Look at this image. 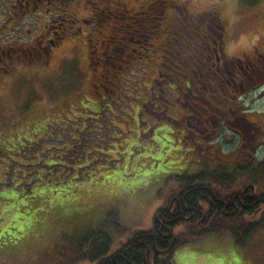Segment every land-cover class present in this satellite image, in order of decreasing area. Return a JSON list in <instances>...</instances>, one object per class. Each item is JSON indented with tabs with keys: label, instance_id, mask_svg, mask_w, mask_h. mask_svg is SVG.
<instances>
[{
	"label": "rangeland",
	"instance_id": "374dc122",
	"mask_svg": "<svg viewBox=\"0 0 264 264\" xmlns=\"http://www.w3.org/2000/svg\"><path fill=\"white\" fill-rule=\"evenodd\" d=\"M6 1L1 2V12ZM115 1L117 5L113 4ZM120 1L84 0L93 11L109 10L107 17L99 13L101 24L93 20L90 29L97 25L100 33L89 36L92 43L87 41V35L82 47V39L64 38L61 60L53 57L49 63L38 61L35 72L27 74L19 68L20 73L1 80L4 113L17 120L0 124V264H95L88 259L90 243L107 235L112 243L111 253L133 234L148 231L156 210L167 205L171 195L180 190L178 178L184 173H195V155L181 159L176 151L180 126L168 121L171 123L154 134L151 129L153 122L163 120L166 113L178 118V107H182L166 109L170 102L162 100L166 96L162 88L166 89L176 75L172 68L183 69L168 52L171 48L167 38L177 37L171 23L181 20L183 7L206 12L210 0H124L128 3L124 12ZM57 2L53 0L50 5ZM80 2L75 0L76 4ZM179 6H183L180 11ZM127 8H137L133 12L140 14L126 13ZM217 8L225 26L232 29L222 48L225 62L240 66L237 69L242 68L241 74L236 71V77L243 76L245 63H257L255 47H263L260 37L264 35V18L260 21L258 13H264V0H257L253 6H245L243 0H221ZM142 16L148 17L146 21H136ZM126 22L134 29L142 28V33L137 36L133 32L127 45L133 51L128 57L115 58V52L111 53L114 41L125 35L120 28ZM183 22L180 28L188 23ZM204 27L206 39H210V33L221 41L217 31ZM88 28L83 29L84 34ZM110 32L113 42L104 41V50L100 49L98 43L107 39ZM183 33L187 30H178L180 36ZM159 35L163 39H153ZM126 42L122 44L124 53ZM72 43L79 47L78 59ZM219 43L217 50H221ZM92 44L104 53L107 66L97 63V70L90 74L86 51L94 50ZM165 57L170 59L165 61ZM121 70L117 80L114 72ZM259 70L264 68L260 65ZM195 81L197 86H204L196 78ZM154 90L160 95L156 92L151 96ZM225 94L226 102L230 99L236 104L239 122L257 129L251 131L250 142L259 147V160L264 159V81L244 90L227 86ZM148 98L158 102L160 109L149 107ZM186 100L196 101L191 97ZM84 124L86 133L81 132ZM227 134L232 139L224 142L223 158L232 161L237 150L235 136ZM46 137L51 148L47 141H42L41 146L48 154L65 147L59 139L73 147L67 155L59 151L56 159L43 165L31 167L20 160L11 161L12 153L21 150L16 147L23 148L31 142L30 149L34 151L29 155L38 157L40 151L35 149L39 144L34 141ZM224 233L208 234L184 244L174 252L173 264H264V220L244 245L239 246L231 233Z\"/></svg>",
	"mask_w": 264,
	"mask_h": 264
},
{
	"label": "trees",
	"instance_id": "16d2710c",
	"mask_svg": "<svg viewBox=\"0 0 264 264\" xmlns=\"http://www.w3.org/2000/svg\"><path fill=\"white\" fill-rule=\"evenodd\" d=\"M220 1L210 0V6L207 11L200 13L187 7L179 6V11L183 7V12L180 11L182 14L181 20H173L171 23L172 30L173 27L176 28L174 31H176L177 37L176 40H172L171 37L167 38V46L171 48V50L167 51L170 52L172 59L179 60V65H182L183 69L172 68L176 75L166 89L165 86L162 88V93L166 95L162 98L163 101L169 99L168 94L172 95L171 91L173 90L178 91L187 87L191 89L192 86H197L194 74L198 82H202L207 87L219 89L220 86H223L225 91L227 86L231 88L234 86V89L238 90L240 88L247 89L264 81V70H259L260 65L264 68V35L261 36L262 38L260 37L263 47L258 49L259 58L257 63H245V75L236 77V71L241 74V69H237L240 67L238 65H234L235 69L228 67L227 72L220 66L219 70L221 71H218L214 48L220 40H216L210 33H208L210 39H206L204 26H211L218 33H223L225 22L219 15L217 8ZM256 1L243 0V3L245 6H253ZM172 4L175 3L172 2ZM122 6L124 12L125 4L120 1V7ZM133 9L137 10V8ZM103 11L99 9V13H103ZM258 16L259 20L262 21L264 13L259 12ZM147 18V16H142L134 19L136 21H146ZM180 22L188 23L185 24L186 27L181 26L180 28ZM122 27L124 28V26ZM182 28L187 30V33H183L180 36L178 30ZM122 38H127V35H123ZM123 39L118 40L123 44ZM198 39L200 40L197 41ZM178 44H180L179 47L175 48ZM122 50H124L123 46L121 44L117 45L113 56L115 58L120 56ZM173 54L174 56H172ZM168 59L165 57V61ZM174 65L179 66L177 63ZM104 66L106 67L107 65ZM117 67L118 65H115V69ZM122 67L124 68V66ZM199 69L202 75L199 73ZM119 76L116 74L115 78L118 80ZM159 77H161V74ZM231 77L233 78L231 79ZM240 77L243 79V83L240 81ZM90 85L92 86L91 81ZM152 86L154 87V84ZM156 92L158 91L154 90L151 92V96L156 94ZM157 95H160L159 92ZM212 95L214 97L212 101L213 107L220 105V101H215L217 100V94L212 93ZM147 101H149V107H159V103L153 102V99L148 98ZM232 101L229 100L226 103L230 108L236 105ZM169 107L170 105L168 104L167 108ZM166 123L170 122L164 118L159 122H153L154 133L165 126ZM81 130L79 131L86 133L87 125L84 124ZM73 137L76 136L74 135ZM48 138H39L34 141L39 144L37 149H35V151H40L38 157L29 155L30 151H34L30 149L31 142L23 148L16 147L21 150L12 153L10 156L12 157L11 161L20 160V163L31 164V167L40 163L43 165L56 159L59 151H63V155H67L73 147L70 145L71 143L65 141L63 142L65 147L57 149V152L48 154V150H44L45 147L41 146V142L47 141ZM59 142L61 144V140ZM47 145H49L48 141ZM49 146L51 148V145ZM42 151L46 152L42 154ZM259 151L257 149L251 153L254 156L252 159L247 157L233 158L232 161L208 159L200 163L202 167L197 166L194 168L195 173H184L178 178L180 190L172 194L170 198V201L174 200L175 204L176 200L179 202L178 205L181 210L179 213H177L176 205H173L172 210L170 209L169 201L167 205L156 210L152 227L148 231L133 234L124 244H121L118 249H114L111 253L112 243L110 238L107 235H103V237L90 243L88 259L95 261V264H173L174 252L184 244L208 234H221L224 232H226L224 234L231 233L237 239L239 246L244 245L257 229V225H260L264 220V159L259 160ZM199 161L202 162V160ZM226 162L228 165H224ZM180 164L182 163L180 162ZM49 167H52V165L49 164ZM186 167L190 168V165ZM250 186L255 188L253 192L250 191ZM247 187L248 190L244 191ZM176 229H179V231H175Z\"/></svg>",
	"mask_w": 264,
	"mask_h": 264
},
{
	"label": "flooded vegetation",
	"instance_id": "af4514ba",
	"mask_svg": "<svg viewBox=\"0 0 264 264\" xmlns=\"http://www.w3.org/2000/svg\"><path fill=\"white\" fill-rule=\"evenodd\" d=\"M2 1L4 0H0V6ZM49 1L52 2L53 0H7L3 11L1 12L0 10V85H2L1 80H5L8 76H11L16 72L20 73L19 68H24V72L28 74L30 72H35L34 66L37 67L38 64H34L38 61L41 64L49 63V59H52L53 57L57 58V60H61V58L64 57H61L65 49L63 45L64 38H72V40H76V38L82 39L80 42L81 46L83 43L85 44L83 39L86 35L87 41L92 43V39L89 36H91L94 32L100 33V28L98 30L96 27L97 25L92 27L93 29H90L93 20L100 24V20L103 21L99 18V9L95 11L91 10V8H88L84 4V0H81L78 4L75 3V0H57L58 2L56 5H50L51 2ZM122 3L126 6L128 5V3H125L124 0ZM113 4L117 5L116 1L113 2ZM113 9L117 10V8ZM133 10L134 9L132 8H127L126 13L130 12L131 14H140V12H133ZM108 13L105 10L103 11V15L105 17H107ZM128 16L131 18L134 17L133 15ZM130 25L131 24L127 25L126 22L124 28H120V30L126 32L125 34L127 35V38H116V40L123 39L124 43L127 41L125 53L123 50L121 53V55H124L123 57H128L133 51V49H130L129 46L127 48L128 42L132 40L131 36L133 32L135 31L137 36H140L142 33V28L133 29ZM84 26L89 27L87 34L83 33V29H85ZM139 26L141 27V24ZM231 31V28L225 26L223 33H219L221 39L219 47L221 50L214 48L218 71H221L219 70L220 66L225 72H227L228 67L235 69L234 65H229L228 62H225L226 58L222 50L232 33ZM23 32H25V36ZM112 39L113 36L110 32L107 39H103L100 43H98V45L100 44V49L104 50L103 45L105 42H111ZM153 39L160 41L163 38L159 35L158 37H153ZM120 40L114 41V49L111 53L116 49L117 45H122V42H119ZM138 42L140 41L138 40ZM72 44H74L72 48L75 46V49L77 50L75 59H78L80 53L79 47L75 43ZM92 48H94V50L90 52L86 48V62L90 74L97 70V63H101L103 67L106 65L104 53L100 50L98 52L97 47L93 46V44ZM255 49L254 55H258L257 47H255ZM258 57H254L255 61L258 60ZM221 59H223V62L220 61ZM239 63H241L240 60ZM94 64L95 68L93 67ZM244 67L246 68V65H244ZM122 71L123 70L120 72H114V74L121 75ZM199 73L202 75L200 69ZM194 76L196 78L195 74ZM239 79L241 81V77ZM199 83L204 85L202 82ZM198 87L200 88V91L197 90ZM193 88L195 89L194 94L192 93V88L190 89V87L183 88L178 91L173 90L171 91L172 95H170L169 99L165 101L167 103L170 102L169 105L173 110H175V108L179 105H182L183 107H178L180 110L178 118L167 113L164 114L166 116L164 118L166 121H173L174 124L180 126L179 130H177L179 137H176V151L179 156H187L191 158L190 155H195V159H193L194 168L197 166L202 167L200 163H203L208 159L224 161L225 159L223 158L222 147L224 146V142L228 141V139H232V137L227 134L231 133L235 136L233 141H235V147L237 148L234 153V158H254L253 154H251L255 150V147L250 142L253 137L251 131H257V129H252V126L246 124L244 126L242 122H239L235 107L230 108L228 104H226L228 102H226V91L224 87L220 86L219 89H211L210 86L207 87L204 85L194 86ZM88 89L90 90V87ZM211 92H215L217 94V100L215 101H220V105L218 104V106L213 107L212 101L214 97ZM190 97L196 101L186 100V98ZM173 99H176V102L171 101ZM227 100L229 101L230 99ZM5 105L3 90L0 87V124L5 123L6 121H14V119L17 120V117L14 115L4 113V108H6ZM145 107L146 105H144V108ZM166 109H168L167 106ZM183 109H188V111L183 113L181 112ZM165 111L166 110H164V112ZM189 118L192 120V123L188 120ZM248 122L254 123L251 120H248ZM147 128L151 129L150 126ZM151 131L154 133L155 130L151 129ZM188 134H190V137H188ZM209 142H211V144ZM199 160H202V162ZM254 189V187H251L250 191L253 192ZM246 190H248V188L244 189V191ZM178 203L179 202L177 201L176 204L174 202L171 203L170 201V209L172 210L173 205H176L177 213L181 211Z\"/></svg>",
	"mask_w": 264,
	"mask_h": 264
}]
</instances>
